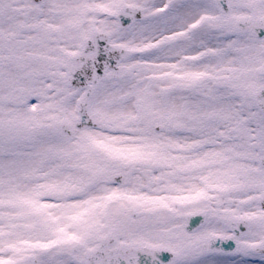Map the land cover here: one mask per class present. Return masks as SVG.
<instances>
[{"label": "snow or ice", "instance_id": "6c2138e0", "mask_svg": "<svg viewBox=\"0 0 264 264\" xmlns=\"http://www.w3.org/2000/svg\"><path fill=\"white\" fill-rule=\"evenodd\" d=\"M0 264H264V0H0Z\"/></svg>", "mask_w": 264, "mask_h": 264}]
</instances>
